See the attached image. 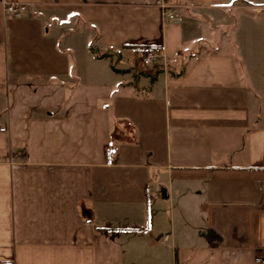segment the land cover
Here are the masks:
<instances>
[{"label": "crops", "instance_id": "obj_1", "mask_svg": "<svg viewBox=\"0 0 264 264\" xmlns=\"http://www.w3.org/2000/svg\"><path fill=\"white\" fill-rule=\"evenodd\" d=\"M263 1L0 0V264H264Z\"/></svg>", "mask_w": 264, "mask_h": 264}, {"label": "rangeland", "instance_id": "obj_2", "mask_svg": "<svg viewBox=\"0 0 264 264\" xmlns=\"http://www.w3.org/2000/svg\"><path fill=\"white\" fill-rule=\"evenodd\" d=\"M264 2V1H263ZM257 3V1H255ZM236 6H230L226 8H217V9H208V10H198L195 8L192 9H181L179 12V17L181 19V22L184 24H190L191 26L195 28L194 34H202L205 36H209L210 30L214 29L215 27H224L226 24H232L236 17L242 15V7L240 6L241 4L237 3L235 4ZM238 5V6H237ZM257 5V4H255ZM246 11H249V14H252L254 16V21L257 22L258 19L260 18V14L263 12V10L259 6H253V7H248V9H243ZM42 12V11H41ZM244 12V11H243ZM43 14L46 18H48L49 23H53L56 21V23L63 25L61 28L62 32H64V35L70 34L72 32H76L78 36L79 43L82 41L87 40L89 43V46L92 48H97L96 46V31L95 27L92 24H83L80 20L75 19V13L73 14V17L70 18V13L64 12V11H50V9H46ZM242 17V16H241ZM208 21L206 24H202L201 27H198L197 21ZM241 19V18H240ZM246 19L243 18L242 21ZM245 21V20H244ZM253 27L257 29L258 26L257 24H254ZM205 50L207 48L204 47ZM96 53H98L95 50ZM107 53V52H106ZM112 54H115L112 52ZM123 59V64L124 66H130L132 67H138L140 68V65L138 63V58L135 54L132 52H126ZM113 59H111L112 62ZM118 62V60H116ZM136 69V68H135Z\"/></svg>", "mask_w": 264, "mask_h": 264}, {"label": "built area", "instance_id": "obj_3", "mask_svg": "<svg viewBox=\"0 0 264 264\" xmlns=\"http://www.w3.org/2000/svg\"><path fill=\"white\" fill-rule=\"evenodd\" d=\"M3 9H4V13L7 15L19 16L21 14L20 8L15 3L4 1ZM164 17L169 20L176 19V15H174L167 9H165L164 11ZM136 56L138 58V63L140 65V68L142 70H146L157 61L160 54L156 52L153 48L146 47L136 52ZM263 197H264V191H263Z\"/></svg>", "mask_w": 264, "mask_h": 264}, {"label": "trees", "instance_id": "obj_4", "mask_svg": "<svg viewBox=\"0 0 264 264\" xmlns=\"http://www.w3.org/2000/svg\"><path fill=\"white\" fill-rule=\"evenodd\" d=\"M124 48H130V49L134 50V54L135 55H136V52L138 50L137 46H130V47L129 46H124ZM183 72H184V67L176 75L180 76V75L183 74ZM141 73H143V71ZM143 74L146 75L145 73H143Z\"/></svg>", "mask_w": 264, "mask_h": 264}]
</instances>
